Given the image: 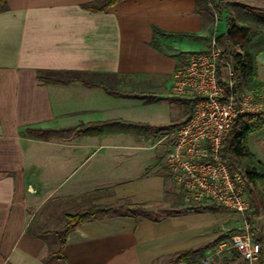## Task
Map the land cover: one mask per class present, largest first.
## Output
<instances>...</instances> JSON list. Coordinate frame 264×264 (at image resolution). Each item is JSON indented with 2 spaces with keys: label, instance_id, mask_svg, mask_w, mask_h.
Wrapping results in <instances>:
<instances>
[{
  "label": "crops",
  "instance_id": "crops-1",
  "mask_svg": "<svg viewBox=\"0 0 264 264\" xmlns=\"http://www.w3.org/2000/svg\"><path fill=\"white\" fill-rule=\"evenodd\" d=\"M92 1L7 0L0 12V264H48L51 232L92 205L146 215L118 208L82 221L63 264H163L238 220L229 210L161 215L185 207L164 167L175 131H74L182 124L191 98L172 93V75L224 22L207 0H121L102 12ZM256 61L263 85L264 51Z\"/></svg>",
  "mask_w": 264,
  "mask_h": 264
},
{
  "label": "built area",
  "instance_id": "built-area-1",
  "mask_svg": "<svg viewBox=\"0 0 264 264\" xmlns=\"http://www.w3.org/2000/svg\"><path fill=\"white\" fill-rule=\"evenodd\" d=\"M220 55L212 41L207 50L189 54L185 65L174 71L172 93L196 101L193 115L175 131L165 162L169 180L181 193L185 207L215 203L244 221L242 233L220 243L200 264H211L213 257H226L232 251L254 264L260 245L252 240L246 222L250 214L247 181L240 170H230L221 162L219 150L238 115L264 113V86L243 90L238 98L231 94L224 99L217 77ZM226 69L223 83L230 88L232 71L229 65Z\"/></svg>",
  "mask_w": 264,
  "mask_h": 264
},
{
  "label": "trees",
  "instance_id": "trees-1",
  "mask_svg": "<svg viewBox=\"0 0 264 264\" xmlns=\"http://www.w3.org/2000/svg\"><path fill=\"white\" fill-rule=\"evenodd\" d=\"M119 1L121 0H93L85 5V7L91 11L102 12ZM208 4L210 12L216 18V21H223L225 24L224 31L216 33L213 37L214 47L219 50L221 54L217 61V77L224 88V99L231 94H235L238 98L243 89L256 84V57L264 51V9L237 1L225 2L221 0H208ZM6 9L7 0H0V12ZM227 65H229L232 71V85L230 88L227 83H223L222 81V74ZM195 101L196 98L185 100L187 117L184 122L193 115ZM112 125H118L121 132H154L165 134L167 132L176 131L181 124L156 128L148 125L107 123L79 127L74 131L83 134H96L102 133L105 128ZM263 127L264 113L238 115L233 120L231 128L219 150V159L221 162L230 170L241 167L240 171L246 178V191L248 193L250 208V214L246 217V222L252 240L260 245L257 264H264V232L257 233L256 230L252 228V222L253 218L259 214L260 210H264V187L261 186V182L264 179V165L250 153L247 147V141L248 137L253 132ZM253 190L258 191V193L255 194ZM118 208L128 209L129 213L132 215H137L138 213L146 211L142 206L130 207L128 204L123 203L119 206L113 204L92 205L81 212L65 214L67 220L65 226L60 230L51 232V234L57 237L59 244L57 251L50 254L46 259L47 263L51 264L52 259L58 261L59 264L64 263L65 256L63 249L66 237L79 223L96 217L108 216L114 213ZM206 211L218 212L228 210L215 203H210L204 206H187L175 210H164L160 213L161 215H171ZM142 214L146 215L145 213ZM238 233H242V230L236 228L229 230L202 246L175 253L163 264H200L201 260L220 243L228 242L231 236ZM228 258L231 260H238L241 257L235 251H232Z\"/></svg>",
  "mask_w": 264,
  "mask_h": 264
},
{
  "label": "rangeland",
  "instance_id": "rangeland-1",
  "mask_svg": "<svg viewBox=\"0 0 264 264\" xmlns=\"http://www.w3.org/2000/svg\"><path fill=\"white\" fill-rule=\"evenodd\" d=\"M221 1H225V2L237 1V2H241V3L247 4V5H248V3H250L251 5L253 4L254 7H257V6L264 7V0H260V1H263L261 3H258L257 0H221ZM207 2H208V0H207ZM226 70L227 69H225L223 71L222 81L227 79V76H226L227 71ZM261 86H264V84L263 85H261V84H253L249 88H245L243 90H248V89L257 88V87H261ZM172 138H173V134L166 138V144L168 146L172 142ZM247 147H248L250 153H252L255 156V158L257 160H259L264 165V127L259 129V130H257V131H255V132H253L248 137ZM164 167L166 168V172H168L166 164L164 165ZM236 169L241 170V167L236 168ZM261 186L264 187V179L261 182ZM169 187L170 188H175L174 185L171 182L169 183ZM253 191L255 192V194L258 193V191H256V190H253ZM246 199L249 202L247 191H246ZM237 218H238V220L235 223L234 228L240 230L241 228L244 227V221L239 216ZM252 228H254L257 233L264 232V210H260L259 214L253 218ZM228 256L229 255H227L226 257H221V258L215 256V257H213V260H212L211 264H247L241 258L238 259V260H230L229 261ZM257 263H258V261H255L254 264H257Z\"/></svg>",
  "mask_w": 264,
  "mask_h": 264
}]
</instances>
